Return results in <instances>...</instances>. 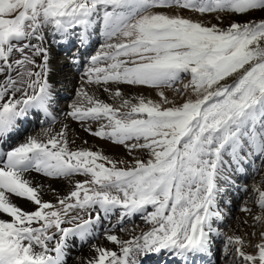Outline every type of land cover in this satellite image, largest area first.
<instances>
[{
  "label": "snow or ice",
  "instance_id": "6c2138e0",
  "mask_svg": "<svg viewBox=\"0 0 264 264\" xmlns=\"http://www.w3.org/2000/svg\"><path fill=\"white\" fill-rule=\"evenodd\" d=\"M256 11L264 12V0H0V144L33 118L47 123L0 152V264H67L73 238L86 243L97 230L118 251L92 244L95 255L76 257L77 264H143L162 252L171 264H203L218 241L221 264H264L259 184L252 185L256 211L247 201L241 207L251 218L240 223L243 234L222 230L224 196L247 192L241 181L253 168L264 171V18L221 26L225 16ZM97 25L104 43L65 117L124 146L130 161L73 150L67 124L54 131L51 45L75 39L77 50L86 47ZM72 62L79 66V56ZM93 85L119 106L90 94ZM120 86L156 89L160 99L125 97ZM101 120L96 130L85 126ZM33 172L67 180L70 190L60 195L48 185L55 200L46 201ZM77 175L86 179L73 184ZM113 215L117 225H105ZM137 215L147 226L138 234V225L124 226ZM117 226L130 238L114 234Z\"/></svg>",
  "mask_w": 264,
  "mask_h": 264
},
{
  "label": "bare ground",
  "instance_id": "6f19581e",
  "mask_svg": "<svg viewBox=\"0 0 264 264\" xmlns=\"http://www.w3.org/2000/svg\"><path fill=\"white\" fill-rule=\"evenodd\" d=\"M99 28H100V26L97 25L96 28L94 29V34L91 35L87 46L83 47V48H79V50H77V47H76L77 51L76 52L74 51L75 53L72 56L70 55L69 51L71 49L74 50V48H75L74 46H77L75 39L70 40L66 44L57 45V44L53 43L51 45V48H50L51 73H50L49 80H50V83L53 85L55 98L56 97L67 98V97L73 95L74 89L77 87V85L79 83L78 80H79V75H80L79 73H80L81 68H83L84 64L88 63V60H89L90 55L92 54L93 50L96 49V47H98L100 42L103 41V37L100 33ZM74 55L79 56V60H80L79 66L74 65L72 62V58ZM76 67H77V70H76ZM136 92H137V94H136ZM138 93H142V92H140V90L137 89V91H135V92L134 91H128V93L125 94L124 96L125 97L143 96V95L138 94ZM155 93H157V92H153V96L148 95V96H150V98H146V97L145 98L146 99H152L153 101H158V99H160V98L157 99ZM142 94H144V93H142ZM95 97L99 98L100 100H102L108 104L110 102H115V103L120 104V100L115 99V101H113L114 99L110 98V96H108V94L104 93V92H96ZM133 102H135V101H133ZM53 106H55V109H56V107H58V105H56V104H54ZM53 109H54V107H53ZM55 109H54V111L57 115V123L54 126V131L59 130V128L61 127L62 124L68 125V139L70 141V145H69L70 148H72L73 150L83 148V149H89L92 151H100L104 155L108 156L111 159L129 160L130 161V159L128 157L125 158V157L121 156V157L117 158L114 156L113 152L111 150H109L108 148L103 147V146H98L94 142L91 135L84 130V127H82L79 122L72 120L70 117L66 118L65 113L67 111H69L70 108L65 110L64 113H61L58 110L59 107H58V109H56V110ZM33 119L35 121L34 127H39V128L40 127H47V123L45 122L42 124L40 118H33ZM30 121L23 126V129L19 135L13 136L11 139L0 144V152L10 150V149L14 148L15 146H17L18 144L22 143V142H20V143H18V142L20 141V139L23 135V132L25 131V129L29 125ZM101 121H103V120H101ZM101 121H99V124L97 126H94V122H91V121L87 122V124L85 126L90 124L91 128L93 130H96L101 126V124H103V123H100ZM33 129L35 130L37 128H33ZM26 133L27 132H25L24 135ZM35 133H33L32 135H34ZM72 141H74V143H72ZM85 141L87 143H85ZM29 175L33 179L34 183L43 184L45 186V192L43 195V199L46 201H54L55 200V196L53 195V193L47 190L48 185H51V188L55 189L56 192H58L60 195L66 194L70 190V187H71V185L65 183L63 181V179H50L48 177H44L40 174H37L35 172L30 173ZM15 202L21 208H23L25 210H31V208H32V205L30 203L26 202L25 200H23L21 198H15ZM76 214L77 213H74L73 215H76ZM225 215H228V214L225 213ZM110 219L108 221H105V225L110 224V222H111ZM225 221L223 223V228L226 225ZM250 221H249V223H250ZM235 222H238L239 224H237ZM235 222H233V224L231 226V231L235 232V233L238 232L239 234H237V235H242L243 232L241 231V229L239 227L240 223H241L240 219H238ZM68 227H71V225H69ZM223 228H222V230H223ZM246 230L249 232L251 231V229H249V228H246ZM102 237H103L102 241L107 242L106 239L104 238V235L102 234V231L97 230L96 231V237L95 238H89L86 243L80 242L78 238H73V240L70 243L75 245V246L70 247L68 249V255L66 257L67 264H77L76 257L87 258V257L94 256L95 252L90 248V245L95 244L97 241L102 239ZM129 238H130V236H128L127 238H124V239L127 240ZM252 239H254V241H255V238H252ZM100 243L101 242H99V244H98L100 247L106 248L105 246L100 245ZM215 249H214L211 256H206L203 258V264H211L213 262V257H214V254L216 253ZM113 250L118 251L117 248H115ZM247 251H250V250L247 249ZM143 264H171V261L167 258L165 253L162 252L159 255L152 254V255L145 257L143 259Z\"/></svg>",
  "mask_w": 264,
  "mask_h": 264
},
{
  "label": "rangeland",
  "instance_id": "374dc122",
  "mask_svg": "<svg viewBox=\"0 0 264 264\" xmlns=\"http://www.w3.org/2000/svg\"><path fill=\"white\" fill-rule=\"evenodd\" d=\"M161 11H166L169 14H182L184 16H190L194 20L195 19H202L206 23H211V24L217 23V21L212 16L200 17L198 14H193V13H190L188 11H181V10H177V9H163ZM261 18H264V12H261V11L253 12L250 16H236V17L225 16V18L223 20V24L221 26L222 27H227L228 24L231 21H246V20H249V19L259 20ZM102 43H104V40L102 42H100V44L98 45V47H96V49L93 50V52L90 55V57L92 55H95L100 50V48L102 46ZM74 47H75L74 50L71 49L69 51L71 56L77 51L76 50L77 46H74ZM87 66H88V63L84 64L83 68H81V70H80V73H79L80 75H79V80H78L79 83H78L77 87L74 89V93L75 94L73 93V95H71V96H69L67 98L56 97V103L55 104L58 105V107H59V109H58V107H56V109H58L61 113H64L65 110L69 109L70 105L74 101L77 100V91H78V89L80 88V86L82 84L81 77L83 76V73H84L85 69L87 68ZM76 70H77V67H76ZM177 86L179 87L180 85H177ZM109 87H115V86L114 85H109ZM120 87L122 88L124 95L127 94L128 91H134L135 92L138 89V90H140V92L144 93V94H142V93H138V94H141V95H143L146 98H150V96H148V95L153 96V92H156V89H151V88H147V87H129V86H120ZM88 91H89L90 94H94V95L96 94V92H104L102 89L96 88V86H94V85L91 86L90 88H88ZM164 91H165V94L169 96V98H173L176 95L171 89H164ZM104 93H107V92H104ZM107 94H108V96H110L109 93H107ZM136 94H137V92H136ZM155 95H156V98L158 99L159 96L157 95V93H155ZM176 99L178 100V102H182L180 97H176ZM113 101H115V100H113ZM109 104L112 105L113 107H118L119 106V104L115 103V102H110ZM53 107L55 109V106H53ZM34 122H35L34 119H32L30 121L29 125L27 126V128L23 132V135H24L25 132H27V133L24 136L22 135V137L20 136L21 139H20V141L18 143L23 142L24 139L26 138V136L32 135L35 132H36L35 134H37L40 131L41 127L40 128L39 127H34ZM104 122L105 121H101L100 123H104ZM98 124H99V121L94 122V126H97ZM33 128H37V129L34 130ZM91 137L93 138L94 142L98 146H103V147H106L109 150H111L115 157L119 158V157L123 156L125 158L128 157L131 160V156L128 155V151H127V149L124 146L113 144L112 142H110L108 140L100 139V138L95 137L93 135H91ZM257 164L259 165V161L257 162ZM262 177H264V171L257 173L255 168H253L250 171L248 177L241 181V183H245V184L248 185L247 192L236 191V189H232L229 193H227L224 196L223 200H224L225 203H227V207L223 208V211H224V213H227L228 215H225L226 216V219H225L226 220L225 221L226 225L224 226L223 231L229 232V234H231L232 233L231 226H232L233 222L237 221L238 219H240V222H242L244 220H249V221L251 220V218L249 216H247L246 213L241 211V207L245 204V201H247V206L253 208V210L256 211V205L254 203V200L256 198V194L253 193V191H252V185L254 183L255 184H259L261 189L264 190V184H260V181H261ZM85 179H86V177L79 176V175L72 177L73 184L76 181H84ZM63 181L65 183L69 184V182L67 180H63ZM239 186L240 185L237 184V187H239ZM117 211H119V210H117ZM74 213H76V212H73L72 214H74ZM80 214L83 215L84 218H88V213L87 212H82ZM94 215H95V213H93V216ZM110 220H111L110 225H117L116 215H113ZM235 223L239 224L238 222H235ZM134 225H138L139 226V227H136V233L137 234L141 230H147V226L139 218L138 215L135 216L134 218H132V220L126 222L124 226L126 228H128V229H132L134 227ZM65 226H69V225H65ZM53 231H55V230L53 229ZM102 234H103V232H102ZM114 234L119 235L122 239L127 238L129 236V234L126 233V232H120L118 230V226L114 230ZM236 234H239V233L236 232ZM250 239H252V238H250ZM102 240H103V237H102V239L97 241L95 244L97 246H99L98 244H99V242H101L100 245L105 246L107 249L113 250V249L117 248L116 245L111 244L107 240H106L107 242L102 241ZM258 242H259V238L258 237L255 238V241H254V239H252V244L253 245L258 243ZM215 248H216L215 249L216 253L214 254L213 262L211 264H221L220 257H221L222 241H218ZM248 249L250 250V251H248L250 253L254 251V249L252 247H249Z\"/></svg>",
  "mask_w": 264,
  "mask_h": 264
}]
</instances>
